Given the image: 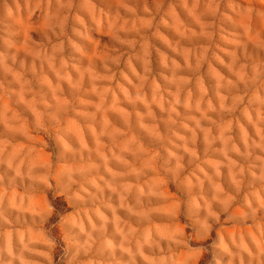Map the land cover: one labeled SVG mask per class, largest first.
<instances>
[{
  "label": "clouds",
  "instance_id": "1",
  "mask_svg": "<svg viewBox=\"0 0 264 264\" xmlns=\"http://www.w3.org/2000/svg\"><path fill=\"white\" fill-rule=\"evenodd\" d=\"M0 264H264V0H0Z\"/></svg>",
  "mask_w": 264,
  "mask_h": 264
}]
</instances>
